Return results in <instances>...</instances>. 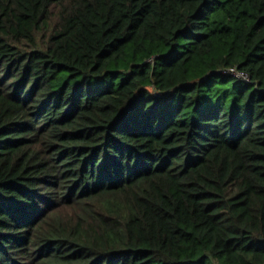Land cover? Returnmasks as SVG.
I'll return each instance as SVG.
<instances>
[{
	"label": "trees",
	"instance_id": "16d2710c",
	"mask_svg": "<svg viewBox=\"0 0 264 264\" xmlns=\"http://www.w3.org/2000/svg\"><path fill=\"white\" fill-rule=\"evenodd\" d=\"M0 264H264V0H0Z\"/></svg>",
	"mask_w": 264,
	"mask_h": 264
},
{
	"label": "built area",
	"instance_id": "2783aa9c",
	"mask_svg": "<svg viewBox=\"0 0 264 264\" xmlns=\"http://www.w3.org/2000/svg\"><path fill=\"white\" fill-rule=\"evenodd\" d=\"M230 71L233 72L234 74H236L237 76H243L247 78V75L244 74L243 72H240L238 70H236V68H230Z\"/></svg>",
	"mask_w": 264,
	"mask_h": 264
}]
</instances>
